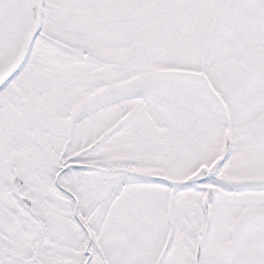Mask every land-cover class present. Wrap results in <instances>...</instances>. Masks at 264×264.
Segmentation results:
<instances>
[{
  "label": "snow or ice",
  "instance_id": "snow-or-ice-1",
  "mask_svg": "<svg viewBox=\"0 0 264 264\" xmlns=\"http://www.w3.org/2000/svg\"><path fill=\"white\" fill-rule=\"evenodd\" d=\"M0 264H264V0H0Z\"/></svg>",
  "mask_w": 264,
  "mask_h": 264
}]
</instances>
